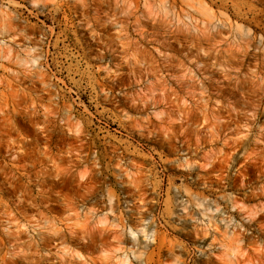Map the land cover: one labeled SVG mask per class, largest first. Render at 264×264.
Listing matches in <instances>:
<instances>
[{"label":"rangeland","instance_id":"374dc122","mask_svg":"<svg viewBox=\"0 0 264 264\" xmlns=\"http://www.w3.org/2000/svg\"><path fill=\"white\" fill-rule=\"evenodd\" d=\"M0 66L21 102L31 87V122L9 119L35 145L24 225L118 211L110 264H144L154 230L163 264H264V0H0Z\"/></svg>","mask_w":264,"mask_h":264},{"label":"bare ground","instance_id":"6f19581e","mask_svg":"<svg viewBox=\"0 0 264 264\" xmlns=\"http://www.w3.org/2000/svg\"><path fill=\"white\" fill-rule=\"evenodd\" d=\"M7 70H9L8 67L0 66V71L4 72ZM4 77L2 78L1 76L0 78V178L3 176V180L0 179V264H40L41 261L50 260L51 255L44 256L41 255V252H43V250L45 251L47 247H50L51 241L53 244L58 242V244L56 243L57 248H63V253L66 255L59 258L60 260L58 264H110L108 256H101L99 254L105 252L111 246H115L117 251H122L124 249L121 247L123 238L120 230L125 229L126 225L122 222V213H120L121 215H118V211L115 219L118 222L117 226H119L116 228H121L119 230L116 228L109 229V227H107L108 225L93 227L87 225L78 230L71 228L68 230L66 229L67 231L62 236L51 238L53 240L48 237L50 228H47L48 231L45 233L36 229L38 225L32 226L31 224L30 228L32 230L28 228L27 225H24L25 223L23 222L25 221L29 224L31 223L30 218H34V215H31V213L34 211L33 208L36 207V204H38L36 203V195L33 194L30 188V183L32 181L30 169L25 165L27 160L30 158L31 152H34L35 145L33 146L30 128H24L22 130L16 129L13 124L11 125L9 123V119L11 115H13L15 116L14 119L18 121L16 117L21 114L22 110H24L28 114V123L31 122V87H26V97L24 101L21 102L18 98V89H16L11 83L12 79L9 77L8 80ZM4 108H7V111H5ZM21 152L23 153L21 154ZM22 177L27 178L26 183L28 182V184L21 183ZM192 194L194 193H189L190 196H192ZM195 195L196 197H201L202 194L196 193ZM137 197L139 201L144 202L145 193L141 192L137 195ZM41 201L43 202V200ZM143 209L139 208L137 210L138 215L141 217H144L145 215V212L142 211ZM204 210L207 211L206 207ZM169 214L170 212L167 207L164 213L166 217L164 218H167ZM188 217L190 216L188 215ZM165 224L168 225L167 222H165ZM96 225L98 224L96 223ZM2 228L3 230H1ZM143 231L144 230L141 232ZM154 231V243L152 246L154 245L156 247L157 252L155 253L152 251L148 256H145L143 262L144 264H163L160 253L164 247L163 241L166 240V237L161 232L156 230ZM199 233L200 232L195 229L193 234L196 237ZM55 235L56 234L53 236ZM6 244H8L10 248H6ZM53 244L52 246L56 247V245ZM73 246H76V249L78 246V248L83 250L85 253H81L82 251L75 252V248H73ZM51 257L52 261L53 256ZM138 258L139 260L141 259V257ZM55 261H53V263ZM126 261L122 260L119 261V263L117 261L116 262L118 264H132L131 262ZM111 264H113V262Z\"/></svg>","mask_w":264,"mask_h":264}]
</instances>
